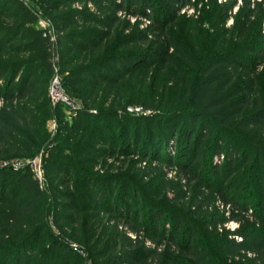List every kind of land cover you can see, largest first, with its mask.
I'll list each match as a JSON object with an SVG mask.
<instances>
[{"label": "trees", "instance_id": "16d2710c", "mask_svg": "<svg viewBox=\"0 0 264 264\" xmlns=\"http://www.w3.org/2000/svg\"><path fill=\"white\" fill-rule=\"evenodd\" d=\"M187 1L0 0V264H264L260 5L185 18ZM54 75L75 109L52 103ZM145 161L213 192L231 207L217 224L238 228L144 194L159 181Z\"/></svg>", "mask_w": 264, "mask_h": 264}, {"label": "rangeland", "instance_id": "374dc122", "mask_svg": "<svg viewBox=\"0 0 264 264\" xmlns=\"http://www.w3.org/2000/svg\"><path fill=\"white\" fill-rule=\"evenodd\" d=\"M243 1L244 0H188L186 4H184L182 7L178 9V14L180 16H184L185 18L191 16L194 13L196 16L203 14L204 18L210 19L214 16V13L218 14L222 11V9H224V4L226 2H232L234 4L231 10V13L234 14L235 12H237L238 8L242 5ZM247 1L250 4H254L255 2H257L260 5L257 10V13L260 16V26L264 30V0H247ZM75 7L80 8V5H75ZM121 18L126 19L127 17L121 16ZM128 19L130 20L131 23H135L136 18L128 17ZM213 20H215L213 21L214 26L218 27L220 30L224 28H230V29L234 28V23L232 19H228L224 25H222L221 21L217 19H213ZM45 22L46 21L43 18H40L38 22V26L42 27V25H44ZM142 22L143 24H148L146 20H142ZM202 27L208 29L209 33H213L214 27H211L210 23L203 24ZM262 67H264V62ZM129 112L135 114L143 113L141 110L138 109L129 110ZM149 113L151 112L150 111L144 112V114H149ZM54 124L55 123L52 121L51 122L52 130H55L56 126H54ZM129 161H130L129 163L132 164L131 161L133 162V159L131 158ZM31 162L34 165L36 172L37 171L39 172V163H40L39 159L36 157ZM134 167H136V169L140 168L142 170H146V172H148L152 168H157L156 171L158 172L159 170V181L152 183V185H150L149 183V186L144 191V194H149V191H151L152 189H156L157 192L160 194L161 198L163 197L168 198L170 202L169 203L170 207H173L179 213H184L187 216H190L192 220L198 223V226L202 228V230L206 231V229H204V223L208 221H212V223H214L213 225L214 227L217 225V229L219 233L222 232L223 227L230 231H233L234 229L238 228V224L235 222H228L223 226L218 225L217 223L226 220L230 216L231 207L223 204L213 192L201 188L196 181L189 179L187 176L183 175L182 173H177L174 167L169 169L167 168L166 165L161 163H156V165L150 166L148 165L147 161H145V163L138 162V164H134ZM38 172L37 174L39 176ZM165 179L173 183L171 188L170 186L168 188H165L166 186L163 185ZM147 182L148 180L144 181V183ZM160 182L162 183V185L157 186V184H161ZM188 202H191V204H189ZM121 226L123 227L124 224H121ZM214 227H211V230ZM126 230L128 232L130 231L128 225H126ZM130 234L133 235V233ZM145 244L149 247L152 246V244L148 241H146Z\"/></svg>", "mask_w": 264, "mask_h": 264}, {"label": "built area", "instance_id": "2783aa9c", "mask_svg": "<svg viewBox=\"0 0 264 264\" xmlns=\"http://www.w3.org/2000/svg\"><path fill=\"white\" fill-rule=\"evenodd\" d=\"M42 28H50L49 23L46 21L44 25H42ZM49 94L53 104L61 103L63 105L69 106L71 109H75V105H73L72 102L69 100V98L64 94V91L60 84V79L57 75H54V77L52 78L49 87ZM135 109L140 110L139 108H135ZM135 109H129V110H135Z\"/></svg>", "mask_w": 264, "mask_h": 264}]
</instances>
